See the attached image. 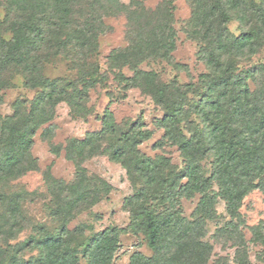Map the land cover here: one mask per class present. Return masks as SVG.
<instances>
[{"label": "trees", "instance_id": "1", "mask_svg": "<svg viewBox=\"0 0 264 264\" xmlns=\"http://www.w3.org/2000/svg\"><path fill=\"white\" fill-rule=\"evenodd\" d=\"M129 4L0 0L5 11L0 20V83L9 71H23L24 87L40 90L29 103V114L23 111L26 105L16 101L11 116L0 115V180L33 170L34 162L24 166L22 157L28 154L35 131L53 118L59 103L84 115L82 102L89 89L106 80L97 63L86 65L96 52L98 36L105 32L103 19L125 14L130 31L127 46L111 51L108 67L128 68L130 77L122 73L117 77L122 89L137 88L162 108L164 134L159 146L176 147L184 165L176 167L163 155L146 157L138 149L150 137L141 130L142 123L118 125L109 111L100 131L68 140L65 157L76 165L77 175L66 190L76 205L91 208L111 190L106 181L88 175L81 166L83 156L89 159L99 151L125 170L134 189L123 203L129 225L107 228L87 239L82 244L85 264H113L120 236L128 233L142 235L152 252L150 257L134 252L129 264H195L197 258L206 264L212 246L202 239L207 222L218 219L219 200L230 221L218 232L229 238L234 235L242 246L236 260L248 264L239 229L244 223L240 207L250 192L264 193V85L256 80L264 73V64L257 68L252 63L264 51V0H193L192 6L199 9L188 21L186 34L200 46L198 56L208 70L197 85L162 83L155 72L141 69L151 58H166L174 49L175 33L171 21H158L163 12L157 15L139 2L131 11ZM166 18L172 20V13L166 11ZM232 23L237 32L230 30ZM54 42L72 62V69L78 68L76 79L41 76V55ZM182 199H197L189 217L183 215ZM250 232L252 241L264 245V221ZM78 236L84 237L83 227L43 233L29 249L36 259L15 258L7 264H80L79 252L72 246V238Z\"/></svg>", "mask_w": 264, "mask_h": 264}, {"label": "rangeland", "instance_id": "2", "mask_svg": "<svg viewBox=\"0 0 264 264\" xmlns=\"http://www.w3.org/2000/svg\"><path fill=\"white\" fill-rule=\"evenodd\" d=\"M123 5H130L135 11L134 2H139L145 9L156 11L162 17L159 22H172L175 33L174 49L166 58H151L143 62L141 69L153 71L162 83L176 85H197L200 75L208 72L198 56L199 45L189 39L186 34L188 21L195 15L193 0H119ZM4 8H0V20L5 15ZM165 9V10H164ZM166 11L172 13V20L166 18ZM75 14V19H77ZM125 14L104 18L105 32L98 36L97 49L86 65L97 63L100 74L104 75L105 84L96 83L84 99V115L78 116L71 112L66 103H59L54 108L53 118L41 125L31 138V145L27 155H23L24 166L32 165L31 171H25L9 180H0V264L10 263L15 258L29 260L36 259L35 251L30 252V246L43 233L56 234L61 228L68 230L83 227L84 237L72 238V246L79 252L80 264H85L82 257L83 245L94 234H99L107 228L125 229L129 225L128 213L123 208L124 199L134 193L126 172L117 163L104 154L97 152L93 157L83 156L81 166L88 175H94L106 181L111 190L108 196L99 200L91 208L86 204L75 203V198L68 195L67 185L75 181L77 170L72 161L65 157V146L70 139L82 140L86 135L100 131L103 126L105 112L109 111L112 118L119 125L129 121L142 123L141 130L150 133L148 140L139 145V151L146 157L152 158L163 155L170 158L176 167L184 164L176 147L159 146L164 131L161 122L164 111L155 105L152 98L137 88L128 91L122 89L117 81L119 73L130 77L132 72L128 68L117 65L108 67L107 57L114 49L127 46L128 30ZM79 19V18H78ZM230 30L237 32L236 24L230 25ZM70 47V46H69ZM54 42L41 55V76L47 79L65 78L74 80L78 71L72 69V62L59 53ZM73 52H71L72 55ZM57 54V56H52ZM73 56V55H72ZM252 63L260 68L264 64V51H261ZM23 71H9L0 83V115L11 116L14 104L20 101L26 105L23 111L28 113L31 103L40 90H29L24 87L27 77ZM258 85H264V73L256 76ZM2 85V86H1ZM6 87V88H5ZM22 111V110H21ZM19 159V158H18ZM197 199L181 200L183 215L189 217L194 210ZM218 219L207 222L202 243L212 246L206 264H238L236 256L242 246L232 236L221 235L218 230L230 221L226 214L225 204L219 200L216 206ZM240 214L244 221L239 227L245 241V253L248 264H264V245L252 241L250 229L260 221H264V193L259 190L250 192L242 201ZM85 227V228H84ZM240 245V246H238ZM140 252L150 257L142 235L134 233L122 234L120 246L113 264H129L130 256ZM195 264H204L197 258Z\"/></svg>", "mask_w": 264, "mask_h": 264}]
</instances>
